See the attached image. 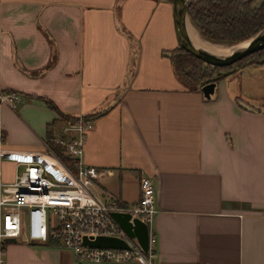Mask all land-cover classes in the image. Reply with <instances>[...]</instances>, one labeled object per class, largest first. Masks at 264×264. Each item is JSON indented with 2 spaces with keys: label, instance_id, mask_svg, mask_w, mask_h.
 Wrapping results in <instances>:
<instances>
[{
  "label": "crops",
  "instance_id": "0c3cea01",
  "mask_svg": "<svg viewBox=\"0 0 264 264\" xmlns=\"http://www.w3.org/2000/svg\"><path fill=\"white\" fill-rule=\"evenodd\" d=\"M176 46L167 0H0V90L20 95L0 103V147L40 151L64 116L102 111L82 160L120 205L153 180L154 264H264V94L233 82L250 68L264 79V64L205 98L177 76ZM20 169L0 158L2 181ZM0 264L90 263L21 233Z\"/></svg>",
  "mask_w": 264,
  "mask_h": 264
},
{
  "label": "built area",
  "instance_id": "2783aa9c",
  "mask_svg": "<svg viewBox=\"0 0 264 264\" xmlns=\"http://www.w3.org/2000/svg\"><path fill=\"white\" fill-rule=\"evenodd\" d=\"M20 95L0 91V103L17 106ZM93 117L77 115L63 119L60 133L44 143L40 151H19L0 147V158L13 160L21 169L11 182L0 179V245L9 237L24 233L29 241H54L70 249L79 262L90 264H154V237L150 222L155 213L154 182L148 176L139 178V198L120 205L113 197L101 196L93 190L103 170L82 160L87 133ZM3 133L0 131V143ZM51 144L60 147L61 155ZM112 211H125L130 221L136 217L147 223L149 241L143 251L113 219ZM97 235L123 239L127 247H94L83 244V237Z\"/></svg>",
  "mask_w": 264,
  "mask_h": 264
},
{
  "label": "trees",
  "instance_id": "16d2710c",
  "mask_svg": "<svg viewBox=\"0 0 264 264\" xmlns=\"http://www.w3.org/2000/svg\"><path fill=\"white\" fill-rule=\"evenodd\" d=\"M167 2L171 4V0H167ZM187 17L190 24L196 29L195 31L203 39L212 43L233 45L249 39L264 28V0H190ZM166 56L173 64L179 79L186 86L196 90L206 83L218 82L248 65L264 64V49L250 54L228 67L207 65L179 46L169 51ZM184 66L190 67L192 70L188 73H180ZM222 69L230 70L214 80L208 79L211 71ZM181 74L184 78H188L189 83ZM198 82L204 84L198 86ZM45 102L54 107L49 100ZM101 113L102 111H99L85 116L94 118ZM53 148L60 151V147L57 145L53 144ZM61 159L65 163H69L63 155H61Z\"/></svg>",
  "mask_w": 264,
  "mask_h": 264
},
{
  "label": "water",
  "instance_id": "95a60500",
  "mask_svg": "<svg viewBox=\"0 0 264 264\" xmlns=\"http://www.w3.org/2000/svg\"><path fill=\"white\" fill-rule=\"evenodd\" d=\"M190 0H171L172 9V23L175 34L177 46L182 48L185 52L189 53L196 59L201 60L207 65L213 67H228L242 58L253 54L257 51L264 49V28L258 31L255 35L240 43L230 45L238 46L241 43H245L244 46L236 47L231 50L228 55H218L214 52L206 51L202 48H197L190 40L186 27H187V9ZM189 21V20H188ZM216 82H209L201 86L200 91L203 97L209 98L215 90ZM111 215L118 225L130 236L137 240L141 249L147 251L149 241V227L147 223L134 217L130 221V214L125 211H112ZM15 238L9 237L7 241H13ZM83 244L94 247H114L124 248L127 247V243L115 236L97 235L93 239L83 237Z\"/></svg>",
  "mask_w": 264,
  "mask_h": 264
},
{
  "label": "rangeland",
  "instance_id": "374dc122",
  "mask_svg": "<svg viewBox=\"0 0 264 264\" xmlns=\"http://www.w3.org/2000/svg\"><path fill=\"white\" fill-rule=\"evenodd\" d=\"M190 23V22H189ZM193 27V26H192ZM194 28V27H193ZM195 29V28H194ZM196 30V29H195ZM197 32V31H196ZM197 34H198V32H197ZM199 35V34H198ZM199 37L202 39V40H204V41H206V42H208V43H212V42H209V41H207V40H205V39H203L200 35H199ZM212 44H216V45H219V46H230L229 44H219V43H212ZM234 45V44H233ZM263 56V55H262ZM249 66V65H248ZM255 69V68H254ZM192 69L190 68V67H187V66H184L183 67V69H182V72H180V73H182V74H184V73H188V72H190ZM230 69H222V70H215V71H211V73L208 75V79L209 80H214V79H216L218 76L220 77V76H222V75H224L225 73H227L228 71H229ZM252 68H250L249 70H246V71H244V72H242V73H239L238 74V77L239 78H234L233 80V82L234 83H236V80H238L239 81V85L243 88V90H247V91H250L251 93H252V95H257V96H259L260 94H264V79H262V78H258L257 76V74L255 73L254 75L252 74ZM181 74V75H182ZM258 74H260V73H258ZM183 76V75H182ZM183 78H184V76H183ZM188 83H189V81L186 79V78H184ZM202 84H204V83H202V82H198V86H200V85H202ZM201 88V87H200ZM51 148H53V145H51ZM54 152H56V153H60V151L58 152V151H56L54 148L52 149Z\"/></svg>",
  "mask_w": 264,
  "mask_h": 264
},
{
  "label": "bare ground",
  "instance_id": "6f19581e",
  "mask_svg": "<svg viewBox=\"0 0 264 264\" xmlns=\"http://www.w3.org/2000/svg\"><path fill=\"white\" fill-rule=\"evenodd\" d=\"M186 31L191 42L197 48H202L206 51L214 52L221 56L228 55L231 52V50L235 49L236 47H241L245 45V43H241L238 46L227 47V46H219L216 44L208 43L199 37V35L197 34V32L195 31V29L192 27V25L189 23L188 20H187Z\"/></svg>",
  "mask_w": 264,
  "mask_h": 264
}]
</instances>
